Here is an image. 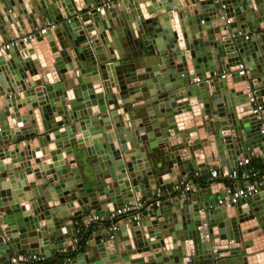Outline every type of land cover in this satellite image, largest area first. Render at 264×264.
Returning <instances> with one entry per match:
<instances>
[{"label":"water","instance_id":"obj_1","mask_svg":"<svg viewBox=\"0 0 264 264\" xmlns=\"http://www.w3.org/2000/svg\"><path fill=\"white\" fill-rule=\"evenodd\" d=\"M105 1L0 0L3 42L12 40L9 32L20 38L23 17L28 20L29 33L56 23L46 33L37 30L30 42L10 43L0 52V62H5L0 66V107L2 98L18 104L27 97L29 108L40 107L48 132L35 138L39 132L30 126L36 122L27 108L19 116L15 107L11 117L18 123L22 119L24 127L11 130L4 124L8 108L0 110L4 112L0 120V264L10 263L11 248L16 256L36 253L43 259L58 251L62 254L56 257V264H163L165 256L172 259L169 264L264 262V243L252 250L254 243L243 241L245 234L259 229L264 232V190L227 209L218 206V194L223 190H214L215 185H198L184 192L185 184L174 193V205L162 202L135 219L147 209V202L125 215L127 221L119 224L114 234L108 229L89 233L84 241L78 232V222L88 218V211L109 217L152 193H164V186H179L180 181L172 179L184 176L189 169H200L195 161L211 163L216 158L220 166L227 167L231 161L229 167L234 168L243 155L264 151L262 122L253 114L256 104H250L252 92L247 90L250 83L264 115V0H183L184 4L179 0H115L97 11ZM225 19L233 22L227 24ZM6 26L11 27L9 32ZM252 32L259 34L245 39L243 35ZM43 62L61 74L69 69L76 72L60 74L53 84L41 79L30 84ZM240 63L246 65L247 76L221 78L222 73L237 70ZM12 68L22 90L15 83ZM87 77L94 79L85 82ZM196 78L200 83H193ZM47 92L49 102L43 99ZM199 117L201 124H196ZM93 128L100 130L101 141L96 145L110 154L107 161L99 160L97 151L91 153L88 144L76 138L78 131L87 137ZM52 139L70 158L65 159L63 169L40 167L36 182L28 186L30 205L23 204L14 198L13 190L21 195L16 180L26 168L24 160L20 154L10 163L4 159H10L11 152L15 155L31 149L32 140L47 147ZM76 144L86 148L91 158L88 179L77 166ZM151 156H155V166ZM57 185L63 189L55 192ZM136 193H141L139 199ZM93 194L99 198L97 203H93ZM110 204L112 209L103 210ZM246 222L254 229H241ZM144 226L149 239L142 231ZM122 232L128 235H124L123 252ZM75 240H80V247H73ZM256 251L262 254L250 259ZM143 255L147 263H143ZM61 258L67 260L58 261Z\"/></svg>","mask_w":264,"mask_h":264},{"label":"crops","instance_id":"obj_2","mask_svg":"<svg viewBox=\"0 0 264 264\" xmlns=\"http://www.w3.org/2000/svg\"><path fill=\"white\" fill-rule=\"evenodd\" d=\"M179 1H181L183 4H184V1L183 0H179ZM58 3V5H59V8H60V11H62V12H64V9L61 7V5H60V1H58L57 2ZM56 5V4H55ZM27 7L29 8L30 6H29V4H27ZM78 8H82V4L81 3H78ZM31 9H32V6L29 8V11H31ZM16 13V15H17V12H15ZM224 19L222 18V23H225L224 21H223ZM231 21H232V19H231ZM22 22V26H21V28H20V31H19V36L20 37H26V36H28L29 35V31H30V26L28 25L29 23H28V20L26 19V18H24L23 17V21H21ZM178 22V21H177ZM233 22V21H232ZM172 26L173 27H175L174 26V21L172 22ZM177 25V24H176ZM47 26V25H46ZM27 27V28H26ZM261 28H263L264 29V22L261 24ZM11 29V27H9V26H6V30L9 32V30ZM39 30H41V29H43V28H38ZM38 29H36L35 31H33V32H37V30ZM258 35L259 34V32H252L250 35H251V37H255V35L256 34ZM9 34H10V36H12V38H14L15 36H13L12 34H11V32H9ZM17 38V37H16ZM30 42V41H29ZM7 42L6 41H4L3 42V39H2V37H1V35H0V45L2 46V45H5ZM48 43V42H47ZM24 52H26L27 53V50H23ZM52 57V56H51ZM34 58L35 57H31V60H34ZM5 60H9V57L8 56H6L5 55ZM1 64H3V62H0ZM43 64V66H44V71L45 70H47V71H50V67H49V65H47V63L45 64V62H43L42 63ZM8 65V64H7ZM46 72V71H45ZM217 75H218V73H217ZM48 77H46V76H44V75H41V73H40V70H39V72L36 74V75H34L33 76V78L36 80V78H39V79H41L43 82H46L47 84H53V83H55V81H54V79H53V77H52V74H50V72H48V75H47ZM220 76V75H219ZM76 81V80H75ZM92 81V80H91ZM233 81V80H232ZM85 82H89V80H86ZM97 80L96 81H94V87H95V93H97L98 92V89H97ZM91 83H93V82H91ZM242 83H244V82H241V84ZM17 85H18V83H17ZM75 86H77V85H75ZM18 88H20L21 89V86L20 85H18ZM22 90V89H21ZM2 100H3V106L2 107H0V110L2 109L3 110V108L4 107H7L8 108V115H7V119L5 120V122H4V124H8V126H9V128L11 129V130H15V129H17V128H19V127H24V125H21V124H19V125H17L18 123H14V118L12 119V117H11V114L13 113V109H14V106H15V104H13V103H11V102H9V101H5L4 100V98H2ZM69 99L68 98H66L65 99V101L67 102ZM195 100V99H194ZM65 101H64V103H65ZM70 101V100H69ZM68 103V102H67ZM8 105V106H7ZM71 107V106H70ZM69 107V108H70ZM111 108H113L112 106H111ZM33 110H35V112H36V114H33V113H31L30 114V117H31V120L32 121H34V122H36V125L35 126H37L38 127V132H39V134L38 135H36L35 136V138L36 137H38L39 135H42V134H44V133H46L45 132V129H44V126H43V123H42V118H41V115H40V107H38V108H35V109H33ZM200 109H198V111H199ZM39 112V113H38ZM123 112V109L121 108L120 110H119V114H121ZM4 112H0V120H2V118L4 117ZM38 114H39V116H38ZM187 116H191V114H186ZM185 115V116H186ZM54 117H57V114L56 113H54ZM60 118V117H59ZM16 120V119H15ZM196 121H198V123L196 122V124H201V121H202V118L201 117H199V119L198 120H196ZM54 124H55V122H53ZM203 134H205V131L204 130H202L201 131ZM78 133L79 132H77V134H76V138H77V140H79V138H78ZM191 136H197V135H194V134H192L191 133ZM179 138V137H178ZM181 139H179V140H176V142H179ZM10 143L11 144H13V141H10ZM50 144V143H49ZM129 144V143H128ZM53 143H51V149H53ZM33 146H34V144H33V140H32V142H31V148H33ZM74 147H75V145H73V149H74ZM29 151V149H27L25 152H28ZM23 152V151H22ZM21 151L18 153V154H15L14 156H10L11 158L9 159V158H5L4 159V162H8V163H10L11 161H13L14 160V158H16V156H19V154L20 153H22ZM99 154V153H98ZM250 154V152L247 154V155H243V156H248ZM64 155V154H63ZM74 155H75V157H76V154H75V152H74ZM110 156V155H109ZM70 158V157H69ZM69 158H67V159H69ZM17 159V158H16ZM98 159L99 160H101L100 159V156H98ZM23 160H24V158H23ZM39 160L41 161L38 165L39 166H41L42 168H48V167H46L45 166V161H44V158L43 157H40L39 158ZM71 160V159H70ZM196 162V166H198V167H200V169H198V170H194V171H192V170H190L189 169V171H187V173L184 175V176H182V177H177V176H175L172 180L173 181H180V188L181 187H184V185L186 184V185H195V188L198 186V185H200L201 186V188H205L207 185H209V184H211L212 186H214V190H217V191H219V192H221L222 190H223V187H224V185L225 186H232V184H231V181H229V180H227V181H224L222 178H219V179H216V181H212V180H215V179H212V177H211V175H210V173H209V171H210V169L211 168H213V166H217L218 168H219V170H227V171H229V164L231 163V161H228L227 163H228V165H227V167H222V166H220V161L218 160V159H216V158H213L212 159V161H211V163L210 162H207V160L206 159H201V160H198V161H195ZM35 164H37V162L35 163ZM17 165H19V164H17ZM34 166V165H33ZM79 168H81L80 167V165H77ZM190 166V165H189ZM207 167H208V172H207ZM251 167H253L254 169H256L257 171H262L263 170V165H262V158H261V156L259 157H254L253 158V160H252V164H251ZM34 168H36V166H34ZM44 168V169H45ZM43 169V170H44ZM44 172V171H43ZM200 172V173H199ZM6 180V179H5ZM5 180H4V183H5ZM18 180V179H17ZM17 180H16V182H17ZM9 183V181H8V179H7V181H6V183ZM36 182V181H35ZM3 183V184H4ZM17 184H18V182H17ZM183 184V185H182ZM10 188H12V186H10ZM164 189H165V191H164V193H159V195H155V194H151V197H149V198H146V199H144L142 202H141V205H143V204H145V203H147V202H150V206H148L147 207V209H145L142 213H139L138 215L139 216H141V215H143V214H147V210H151L152 208H157L156 206H155V203L156 202H160V204L162 203V202H170V204H173L174 205V203H175V201L177 200V197H173V195H174V193L177 191V189H179V188H177V186H175L173 183L170 185V187L169 188H166V186H164ZM224 191V190H223ZM13 192H14V198H16L17 200H20L21 201V203H23V204H26V203H28L29 205H30V203L28 202V200H25L24 198L22 199L21 197L20 198H18V195L19 194H17L16 193V191L15 190H13ZM31 192V191H30ZM223 192H221V194H222ZM17 194V195H16ZM140 194L141 193H136V195L138 196V199L140 198ZM221 194H218V196H221ZM20 196V195H19ZM137 199V198H136ZM137 199V200H138ZM75 208H78L79 206H78V204L77 203H75V206H74ZM246 207V206H245ZM112 209L113 208V205L112 204H110V205H108L107 207H105L103 210H107V209ZM132 209L134 208V207H131ZM30 212H31V210L30 211H27V213L26 214H30ZM133 212V211H132ZM132 212H130V213H132ZM96 212H94V211H88L87 212V216H88V218L86 219L85 218V220H81V221H79L78 222V224L82 227V228H84L85 230L87 229L86 227L87 226H90L92 223L93 224H95V230L91 233L92 235L93 234H95V232H97V233H102V232H104L105 230H107L108 229V231H110V227H111V225H112V220L114 219L113 217H107L106 215H103V217H101V219H99V221H93V219L92 218H94L93 216H94V214H95ZM103 214H106V213H103ZM128 213H125V214H123V215H121V216H119V217H117V219H119V224H122V223H124V222H126L127 221V219H125L124 220V216L125 215H127ZM247 223V224H246ZM245 224H244V227H241L240 226V228L242 229H244V230H247L248 228H252V229H254L253 228V226L252 225H248V224H251V223H248V222H246ZM43 224L44 223H41V226H43ZM79 226V227H80ZM145 228H143L142 229V231H145V236L147 237V239H149L148 237V228H147V226H144ZM261 229H259V230H256V231H253V233L251 232V233H248V234H245L244 236H243V241L244 242H250V241H252L253 243H254V246L253 247H251V249L252 250H255V249H258L260 246H262L263 245V243H264V232L263 233H261ZM259 234L261 235V236H259ZM127 235V232L126 233H123L122 232V234H120L119 235V240H120V250L123 252V251H125V242H126V237L125 236ZM128 236V235H127ZM97 237V236H96ZM97 238H100V235L97 237ZM118 238V237H117ZM80 242V240H75L74 241V244H73V247L74 248H78V247H80L79 246V243ZM128 242V241H127ZM151 242H157L156 240H151ZM226 243L228 242V241H225ZM231 242V241H230ZM169 243H170V246L172 247V239L171 238H169ZM221 243V244H220ZM222 243L223 242H220V241H217V245H221V246H223L222 245ZM18 245V244H17ZM216 245V246H217ZM19 246V245H18ZM227 246H231V247H235V246H237V244H234V243H228V245ZM87 246H85V248H86ZM219 247V246H218ZM19 248H20V246H19ZM159 250H155V252H158ZM15 251L11 248V251H9V253H11L12 254V256H15L13 253H14ZM83 252V251H82ZM81 252V253H82ZM59 254H62V253H60V252H58V251H56L55 252V255H53V257L52 258H46V259H44V261H42V262H39L40 264H56L57 263V260H55L56 259V257L59 255ZM146 254H148L149 255V253H146ZM168 254V253H167ZM262 254V252H260V251H256V252H253L252 253V255H250L249 257H250V259H257L260 255ZM5 256H8L7 254L5 255ZM252 256H254V257H252ZM143 258L145 259V260H143V263H147V256H144L143 255ZM143 258H141V259H143ZM66 261L67 260V258H61V259H59L58 261H61V262H63V261ZM170 260H172L170 257H168V256H165V258H163V264H169L170 263ZM254 262V261H253ZM36 262H26V263H22V264H35ZM259 264H264V262H262V263H259Z\"/></svg>","mask_w":264,"mask_h":264},{"label":"built area","instance_id":"obj_3","mask_svg":"<svg viewBox=\"0 0 264 264\" xmlns=\"http://www.w3.org/2000/svg\"><path fill=\"white\" fill-rule=\"evenodd\" d=\"M115 0H108L105 1L104 4L97 6V11L103 10L105 7H109L113 5ZM226 23L229 24L231 22V19H225ZM55 24L47 25L44 26L43 29L38 31L40 33H46L48 29L55 27ZM256 34V33H255ZM35 32L29 33L28 36L26 37H20V38H12V40L5 45H2L0 47V52L3 53L4 50H6L9 46V44H18L19 42L27 43L32 40L34 37ZM243 35V34H242ZM245 39H248L251 37L250 34L243 35ZM249 73L246 65L244 63H240L238 65V69L235 71H227L225 73L221 74V78H227L228 76L230 77H244L247 76ZM193 83H200V79L196 78L193 80ZM247 90L252 92V96L250 98V104H256V107L253 109V114L257 115V119L262 122V125L260 127V131L262 134H264V115L260 114V111L262 110V107H260L257 104V96L255 95V89H252L250 83H247ZM264 145V144H263ZM264 149V148H263ZM260 157L262 158V165H263V170L262 171H257L253 167H251L252 160L254 157ZM212 179V181H216V179L222 178L224 181H231L232 186H225L223 187V193L224 195L219 197L218 199V206H223L227 209L232 208L234 205H236L241 199H246L248 197L254 196L257 193H259L261 190H264V151L257 150V151H252L248 156H244L241 158L236 167L234 168H229V171L227 170H219L218 167L211 168L209 171ZM183 185V184H182ZM177 188L180 189V185L177 186ZM195 189V185H185L184 192L187 190ZM178 190V189H177ZM144 205V204H143ZM143 205H141V202L138 201L137 204H135L133 209L131 207H124L121 209H117L116 211H113L111 213V217L114 219L112 220V225L110 227V231L113 232V234L118 231L119 227V221L117 217L125 214V213H130V212H135L139 208H141ZM150 206V204L148 205ZM147 206V207H148ZM156 207L160 206V202L155 203ZM109 216V217H110ZM93 221H99L101 219V216H99L97 213L94 214ZM138 214L136 215L135 219L140 218ZM77 230L79 232V228L77 227ZM114 238V236H112ZM216 251H214L215 253ZM42 262L44 259L40 257V255L36 253H25L22 255H15L11 257V261L9 264H20V263H26V262Z\"/></svg>","mask_w":264,"mask_h":264},{"label":"bare ground","instance_id":"obj_4","mask_svg":"<svg viewBox=\"0 0 264 264\" xmlns=\"http://www.w3.org/2000/svg\"><path fill=\"white\" fill-rule=\"evenodd\" d=\"M50 56H52V55L50 54ZM3 61H1V62H3ZM4 64H5V62L3 64L0 63V66H3L4 67L5 66ZM74 64H75V62H74ZM43 68H44V66H43V64H41V69H39L41 75H44V76L48 77L47 76L48 75V72H50V74H52V77H53L54 81H57L58 78L60 77V74L62 73L61 70L59 71L57 69H54L53 71L50 69V71H46L45 72ZM10 70H11V73H12L13 78L15 80V83L16 84L18 83V85H19L20 78H19L17 72L15 70H13V68L10 69ZM67 70H68V68H67ZM75 72L73 70H70L69 69L68 71L64 72V74L66 75V74H69L70 73V75H74ZM64 74H61V75H64ZM81 77L83 78V77H85V75H81ZM5 79H6V77H5ZM93 79H94V77H90V78L87 77L85 80H93ZM39 80H40L39 78H36V80L33 78L30 81V84H32V83L35 84ZM116 88H118V87L116 86ZM111 91H113V89H111ZM115 91H117V90H115ZM116 93H119V89H118V91ZM57 94L59 95V92ZM61 97L62 96H60L59 98H57V101L58 102H61ZM43 99H45L46 102H49L50 93L47 92V95L44 96ZM28 100L29 99L27 97H24L23 99H19V103L18 104H15V106H14L16 108L15 112H17V114H19V116H22L21 115V112L25 108H27L29 114H31V113L36 114L35 110H33V109L38 108V107L29 108V102H28ZM51 100H54L55 101V99H51ZM62 105H61V107H63ZM77 108L78 107H76V109ZM78 113L79 112H77V114ZM12 115H13V113H12ZM38 116H39V114H38ZM15 119L16 118L13 119L14 120V123H18L17 122V119L16 120ZM58 120L61 121V118H58ZM19 124L23 125L22 119H21V123H18L17 125H19ZM30 126L33 127L34 130H37L38 129L37 126H34V125H30ZM19 128H21V127H19ZM78 132H79L78 133V138L81 140L82 143H87L88 144V148H89V151L91 153H94L95 151H97L100 154V159H101L102 162L109 160V158H110L109 155L110 154H107V152L104 149H100V146H97L96 145V142H100L101 141V135H99L100 130H98L97 128L90 129L89 130V135L87 137H85V136L82 135L83 134L82 131L81 132L78 131ZM71 139L72 138H70V140ZM51 143L54 144L53 145V149L50 148L51 147ZM36 144H38V145H36ZM36 144H34L33 148L29 149L28 152H25V151L22 152L21 151L22 153H20L22 159L24 158V163H25V167L26 168L22 172H20L18 174V180H17V182H18V186H19L18 188H20V192H21V195L18 196V197H21L22 199L24 198L25 200H28L32 196V193L28 190L29 184L30 183H35V181L37 179V174H40L39 168L41 166H39L38 164H35L37 162V160H39L40 157H43L44 158L45 166L46 167H48V168L53 167L55 169L56 168L57 169H63L64 166H65V159L68 158V155L66 153V150L63 149V148L61 149L59 146H57L56 141L54 139H52V141L50 142V145H47V147H46V145L44 146V143L42 144V146L39 145V142L36 143ZM11 155L14 156L13 152H11ZM33 165L36 166V168H34ZM57 173H58V176L60 177L61 182H63L62 180H64L63 179L64 176L62 175V172L61 171H58ZM61 188L63 189V187H61V185H57L55 187V192L56 191H60ZM98 199H97V195H95V194L92 195L93 203H97L96 201Z\"/></svg>","mask_w":264,"mask_h":264},{"label":"rangeland","instance_id":"obj_5","mask_svg":"<svg viewBox=\"0 0 264 264\" xmlns=\"http://www.w3.org/2000/svg\"><path fill=\"white\" fill-rule=\"evenodd\" d=\"M82 119H84V118H82ZM47 133L48 132H46L44 134H47ZM44 134H42V135H44ZM74 152L76 154V157H75L76 162L81 167L80 172L83 173V175L85 176L86 179H88L92 173L91 172L92 166H91V158L88 156L86 148H79L76 144L74 147ZM154 159H155V156H151V162H152L153 166H155V164L157 163L156 161H154ZM86 182L88 183V181H86Z\"/></svg>","mask_w":264,"mask_h":264},{"label":"trees","instance_id":"obj_6","mask_svg":"<svg viewBox=\"0 0 264 264\" xmlns=\"http://www.w3.org/2000/svg\"><path fill=\"white\" fill-rule=\"evenodd\" d=\"M80 225H78V228H79V232L82 233V238L84 237V241L86 240L87 236L89 233H92L94 230H95V224H91L90 226H88V232L86 233L85 229L84 228H81V226L79 227Z\"/></svg>","mask_w":264,"mask_h":264}]
</instances>
